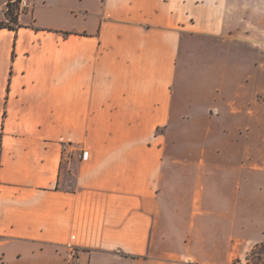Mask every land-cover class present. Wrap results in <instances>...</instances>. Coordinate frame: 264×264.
Segmentation results:
<instances>
[{"label":"crops","instance_id":"crops-1","mask_svg":"<svg viewBox=\"0 0 264 264\" xmlns=\"http://www.w3.org/2000/svg\"><path fill=\"white\" fill-rule=\"evenodd\" d=\"M27 2L0 27V264H242L264 237L203 198L236 159L183 137L243 113L189 74L229 70L264 0Z\"/></svg>","mask_w":264,"mask_h":264},{"label":"rangeland","instance_id":"rangeland-1","mask_svg":"<svg viewBox=\"0 0 264 264\" xmlns=\"http://www.w3.org/2000/svg\"><path fill=\"white\" fill-rule=\"evenodd\" d=\"M24 7L22 0H0V25L15 27L14 19ZM252 25L250 32L242 37L247 41L238 38L227 58L229 70L224 66V50L216 53L219 67L212 68L208 66L210 52L203 49L196 68L189 74L193 91L197 89L208 95H243L246 104L243 113L227 121L215 119V130L209 139L204 133L200 137L194 128L183 139L212 142L215 145L212 156L219 153L221 157L236 159L235 176H221L215 185L207 179L203 182L204 203L225 206L235 202L243 208L236 216L238 228L246 225L253 229V236L264 237V21L254 16ZM226 140L235 143L233 148ZM242 264H264V242L254 244Z\"/></svg>","mask_w":264,"mask_h":264},{"label":"trees","instance_id":"trees-1","mask_svg":"<svg viewBox=\"0 0 264 264\" xmlns=\"http://www.w3.org/2000/svg\"><path fill=\"white\" fill-rule=\"evenodd\" d=\"M14 21H16V23H19L18 17L14 19ZM0 27H9V28H14V27H10V26H4V25H0Z\"/></svg>","mask_w":264,"mask_h":264},{"label":"built area","instance_id":"built-area-1","mask_svg":"<svg viewBox=\"0 0 264 264\" xmlns=\"http://www.w3.org/2000/svg\"><path fill=\"white\" fill-rule=\"evenodd\" d=\"M22 5H23V6H27V5H28L27 0H22Z\"/></svg>","mask_w":264,"mask_h":264}]
</instances>
